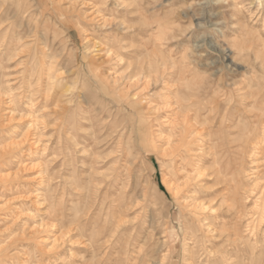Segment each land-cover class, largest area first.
Segmentation results:
<instances>
[{"label": "clouds", "instance_id": "1", "mask_svg": "<svg viewBox=\"0 0 264 264\" xmlns=\"http://www.w3.org/2000/svg\"><path fill=\"white\" fill-rule=\"evenodd\" d=\"M0 264H264V0H0Z\"/></svg>", "mask_w": 264, "mask_h": 264}]
</instances>
